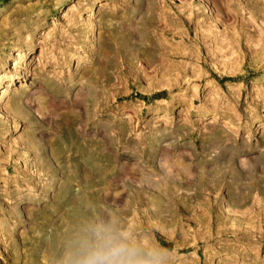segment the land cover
Here are the masks:
<instances>
[{"label":"rangeland","instance_id":"1","mask_svg":"<svg viewBox=\"0 0 264 264\" xmlns=\"http://www.w3.org/2000/svg\"><path fill=\"white\" fill-rule=\"evenodd\" d=\"M10 85L0 264H264V0H0Z\"/></svg>","mask_w":264,"mask_h":264},{"label":"clouds","instance_id":"2","mask_svg":"<svg viewBox=\"0 0 264 264\" xmlns=\"http://www.w3.org/2000/svg\"><path fill=\"white\" fill-rule=\"evenodd\" d=\"M95 235L97 242L88 246L75 264H141L137 250L114 230L99 227Z\"/></svg>","mask_w":264,"mask_h":264},{"label":"bare ground","instance_id":"3","mask_svg":"<svg viewBox=\"0 0 264 264\" xmlns=\"http://www.w3.org/2000/svg\"><path fill=\"white\" fill-rule=\"evenodd\" d=\"M249 1V0H248ZM205 9V8H204ZM165 15V14H164ZM189 16V15H188ZM195 16V15H194ZM189 19H190V17H189ZM199 19V18H198ZM197 19V20H198ZM202 25V24H201ZM203 28V27H202ZM201 33V32H200ZM202 34V33H201ZM200 34V35H201ZM200 35H198V36H200ZM173 39H175V37H173ZM187 40V39H186ZM197 46V45H196ZM261 84V83H260ZM22 86H24V85H20V87H22ZM253 86H255L256 87V85H253ZM9 87H12L11 85L10 86H7V87H3L2 89H1V92H0V104H2L3 103V100H4V97H5V94L8 92V88ZM256 88H258V87H256Z\"/></svg>","mask_w":264,"mask_h":264}]
</instances>
